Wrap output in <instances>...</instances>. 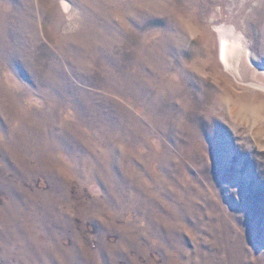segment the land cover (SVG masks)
<instances>
[{
	"label": "rangeland",
	"instance_id": "374dc122",
	"mask_svg": "<svg viewBox=\"0 0 264 264\" xmlns=\"http://www.w3.org/2000/svg\"><path fill=\"white\" fill-rule=\"evenodd\" d=\"M221 38L260 79L264 0H0V264H264V89Z\"/></svg>",
	"mask_w": 264,
	"mask_h": 264
},
{
	"label": "bare ground",
	"instance_id": "6f19581e",
	"mask_svg": "<svg viewBox=\"0 0 264 264\" xmlns=\"http://www.w3.org/2000/svg\"><path fill=\"white\" fill-rule=\"evenodd\" d=\"M218 44H219V56H218L219 61L221 64H223V66L226 68L227 71H229L240 82L248 83V82L256 81L257 83L256 85L255 84H251V85H255L257 86V88L260 89H264V77H263L264 74L261 72L263 75L260 76V79L253 78L251 76L252 75L251 72L254 73L253 71L255 70H252V68H250L248 72V70H246L245 68L247 67V65H249L250 67L255 66L254 64L255 61L254 59H252L253 57L250 55V53L246 51L241 41L221 38L220 43Z\"/></svg>",
	"mask_w": 264,
	"mask_h": 264
}]
</instances>
